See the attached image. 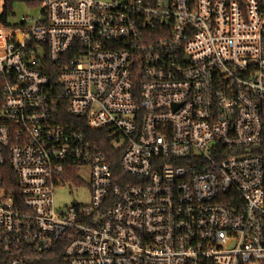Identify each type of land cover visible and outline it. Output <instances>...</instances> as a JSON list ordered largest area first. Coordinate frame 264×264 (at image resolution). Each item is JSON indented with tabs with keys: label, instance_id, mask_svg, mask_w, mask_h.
<instances>
[{
	"label": "built area",
	"instance_id": "2783aa9c",
	"mask_svg": "<svg viewBox=\"0 0 264 264\" xmlns=\"http://www.w3.org/2000/svg\"><path fill=\"white\" fill-rule=\"evenodd\" d=\"M0 264H264V0H0Z\"/></svg>",
	"mask_w": 264,
	"mask_h": 264
},
{
	"label": "rangeland",
	"instance_id": "374dc122",
	"mask_svg": "<svg viewBox=\"0 0 264 264\" xmlns=\"http://www.w3.org/2000/svg\"><path fill=\"white\" fill-rule=\"evenodd\" d=\"M15 13L14 17H11L10 21L18 23L24 16H35V10L33 7H28L25 4L16 3L13 6ZM81 183L73 184L68 183L57 187L54 191V200L56 207L65 210L66 207L72 205L74 201L80 205H89L90 203V182H91V168L84 166L79 172Z\"/></svg>",
	"mask_w": 264,
	"mask_h": 264
},
{
	"label": "trees",
	"instance_id": "16d2710c",
	"mask_svg": "<svg viewBox=\"0 0 264 264\" xmlns=\"http://www.w3.org/2000/svg\"><path fill=\"white\" fill-rule=\"evenodd\" d=\"M11 7H12V4H9L7 6V10L4 13L5 16H7V14L11 12L10 11ZM1 20H5V17H2ZM55 80H56V77H55ZM65 121L69 122V123L77 124L78 126L81 127V129L83 128L84 129L83 131L87 134V136L90 138V140H92L101 149V152L106 156L107 161L112 165L115 172L119 171L120 153L118 154V151L110 146V144L108 143V141L106 139L105 132H103V131H92V130L86 129V127L84 126V122L83 123L78 122V121H76V119L71 118L68 115V113L66 111V107H65ZM9 177L12 179V176H9ZM68 180L71 183L78 181L74 175L70 176L68 178Z\"/></svg>",
	"mask_w": 264,
	"mask_h": 264
}]
</instances>
